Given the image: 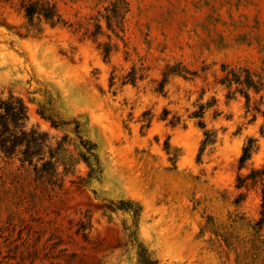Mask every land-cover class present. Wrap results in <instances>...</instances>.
I'll use <instances>...</instances> for the list:
<instances>
[{
  "label": "rangeland",
  "instance_id": "374dc122",
  "mask_svg": "<svg viewBox=\"0 0 264 264\" xmlns=\"http://www.w3.org/2000/svg\"><path fill=\"white\" fill-rule=\"evenodd\" d=\"M41 1L67 25L29 28L22 0H0V97L20 98L27 128L52 145L64 137L73 166L59 188L0 181V264H234L201 228L207 217L258 218L260 184L236 179L264 169V0ZM105 10L119 16L114 30ZM176 65L195 76L169 74ZM224 66L261 80L248 104L226 99ZM131 70L135 83L122 84ZM201 105L216 135L203 152L188 118ZM74 130L94 146V176ZM249 138L256 150L239 170Z\"/></svg>",
  "mask_w": 264,
  "mask_h": 264
},
{
  "label": "trees",
  "instance_id": "16d2710c",
  "mask_svg": "<svg viewBox=\"0 0 264 264\" xmlns=\"http://www.w3.org/2000/svg\"><path fill=\"white\" fill-rule=\"evenodd\" d=\"M125 4L123 0H116L113 4ZM21 10L23 17L27 21L29 28H35L44 23L51 28L55 26L67 25L61 16L57 13L56 7L48 2L41 0H22ZM106 15L103 19L106 21L108 30L116 25V19L119 17L117 13L105 10ZM36 20V22H34ZM97 18L91 19V25L94 31L88 33L89 38L95 41L96 35L99 34L100 26ZM68 27H71L69 24ZM87 33V32H86ZM86 35V34H84ZM97 49L101 51L104 60H108L112 47L109 43L97 44ZM175 69V70H173ZM176 67L167 69L169 74L182 77L187 80L186 75L191 74L183 68ZM225 76L220 80L219 84L228 92L226 99L230 100L233 95L239 94L249 103V90L258 93L263 87L261 80H254V74L244 69H230L226 71V67L222 68ZM135 72L130 71L122 77V84L135 83ZM235 90L231 92L232 87ZM206 106H198L197 110L190 113L188 118L195 119L196 125L203 130V140L201 142L200 152L215 143V132L205 130V124L202 121L203 111ZM40 115L43 116L41 113ZM47 120H50L46 118ZM27 109L23 101L9 94L7 97H0V181L2 184L10 182L13 185H19L25 180L35 185L59 188L62 186L64 178L72 169L73 160L65 148V140L62 137L51 144L49 138L35 128H27ZM51 121V125L58 127L59 124ZM179 120L169 122L170 126L178 124ZM61 125L66 126L67 123ZM77 130L80 129L75 124ZM74 130L77 138V149L81 150L79 157L83 159L88 167H90L89 177L98 172V161L94 153V146L79 136V132ZM256 140L249 138L242 148V155L238 161V169L240 170L251 158L255 152ZM61 169V171H59ZM257 183L261 187V204L258 218L255 220L248 219L240 213H231L225 220L218 221L214 218L207 217L205 224L201 228V233H210L213 239L218 241L224 248L225 252L232 256L234 264H264V169L252 170L245 177L237 176L236 189L255 186ZM243 200V195L239 194L233 201L237 206ZM150 262H144L149 264Z\"/></svg>",
  "mask_w": 264,
  "mask_h": 264
}]
</instances>
